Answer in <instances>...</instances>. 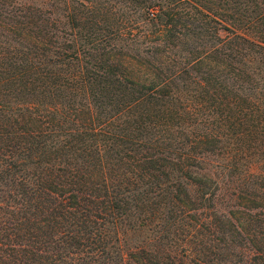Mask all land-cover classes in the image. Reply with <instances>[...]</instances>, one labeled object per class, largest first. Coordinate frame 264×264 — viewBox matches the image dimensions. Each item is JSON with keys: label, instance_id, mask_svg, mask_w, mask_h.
Masks as SVG:
<instances>
[{"label": "trees", "instance_id": "obj_1", "mask_svg": "<svg viewBox=\"0 0 264 264\" xmlns=\"http://www.w3.org/2000/svg\"><path fill=\"white\" fill-rule=\"evenodd\" d=\"M10 2L0 264H264V0H109L102 31L97 0Z\"/></svg>", "mask_w": 264, "mask_h": 264}, {"label": "rangeland", "instance_id": "obj_2", "mask_svg": "<svg viewBox=\"0 0 264 264\" xmlns=\"http://www.w3.org/2000/svg\"><path fill=\"white\" fill-rule=\"evenodd\" d=\"M10 4L12 5V7H17V6H30V5H36V6H39V5H44V3L47 2V0H10ZM46 1V2H45ZM65 1H68V3H70V1L72 0H65ZM85 1V0H83ZM98 1V5L100 6V9H101V13L100 15H96V20L93 21V22H96L98 24V28L101 29V31L104 29H111V30H114L115 27H113L111 24V22H109V20L107 21L106 20V16H104L105 14H107L105 12V9H106V2H108L107 0H97ZM110 1H116V0H110ZM2 3V0H0V4ZM72 3V2H71ZM75 2H73L72 4H74ZM50 2L46 3L43 7H48L49 10H52V9H55L56 11H58L57 13H59V16L61 18H64L63 15H65L64 13L61 12L63 6L61 3H55L53 2V5L50 6ZM63 11V10H62ZM64 12V11H63ZM116 16V15H115ZM65 19V18H64ZM64 19H62V21H64ZM93 19V18H92ZM228 19V18H227ZM5 20V19H3ZM113 25H116V17L113 19ZM2 21V18H0V22ZM213 25L215 26V24L211 23L210 24V28H211V31H210V36H208V41H210L213 45H216V41H217V37L220 36L221 38H223L224 36H230L231 37V34L228 33V35H226V31H222V28L219 27V31H218V35L215 34V27H213ZM224 25L226 27H231V24L229 22V20H226V22H224ZM62 27L65 29L66 27V24L62 25ZM95 27V26H94ZM63 29V30H64ZM243 31H246V30H243ZM245 33H249V35H252L250 34V32H245ZM225 38V43L223 44V47H224V51L226 53V56H225V59H226V62L229 63L231 61V57L229 59V56L228 54L231 53V51L227 50L228 48H226L224 45H228V38ZM191 42V41H190ZM206 42V41H205ZM192 43V42H191ZM113 44L117 47H120L121 45L123 46V52L125 53H129L131 54L132 56H137L138 54H141V55H146L143 53L142 51V48H141V45H137L136 42L134 41H127V40H114L113 41ZM155 44V42H154ZM150 46V45H149ZM151 46L153 47V44H151ZM222 72V75L225 73L224 70L221 71ZM220 72V73H221ZM189 78L185 77V81L182 83H179L178 87L181 91V97L184 98L183 100L185 101L186 98H189V93H190V90L191 88L189 87ZM226 81H228V83L230 85H234L235 87H237V85L239 84L234 78L231 77V75H227L226 77ZM229 89H232V88H229ZM235 90V89H233ZM238 93H239V90H236ZM138 111H140V109H138ZM137 111V112H138ZM201 128V127H200ZM151 139H152V135H150ZM205 154H209L205 160H203V162H199L197 164V166H194L191 171H214L216 174H218V171L224 166L225 164V160H224V156L223 154H221V152L219 151H215L213 153H209V152H206ZM261 161H262V158L260 156H258ZM258 160V158L255 156V158L251 161L250 163V170L253 171V172H258L260 170H262L263 168V164L262 162ZM245 163V161H243ZM247 162V161H246ZM237 165H239V162L236 163ZM239 169H243L244 167L239 165L238 166ZM238 169V171H239ZM175 175H178V174H175ZM179 177V176H178ZM177 182H180L181 183V180L178 178L177 179ZM221 185H223L222 181H221ZM188 188H192V186H188ZM193 189H196V188H193ZM134 240H132L131 238V243H133Z\"/></svg>", "mask_w": 264, "mask_h": 264}]
</instances>
